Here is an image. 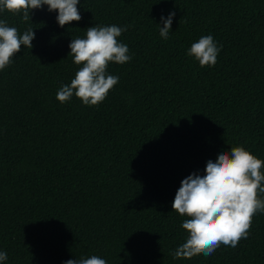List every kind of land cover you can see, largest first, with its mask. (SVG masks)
Returning <instances> with one entry per match:
<instances>
[{"label": "trees", "instance_id": "trees-1", "mask_svg": "<svg viewBox=\"0 0 264 264\" xmlns=\"http://www.w3.org/2000/svg\"><path fill=\"white\" fill-rule=\"evenodd\" d=\"M80 21L63 27L47 5L0 10L20 34L0 70V264H264V213L246 239L191 259L186 216L172 210L181 181L220 151L243 146L264 161V0H79ZM175 12L169 38L161 17ZM117 25L131 60L109 62L119 81L98 105L56 93L82 65L68 56L88 27ZM214 66L187 55L202 36ZM264 172V168L261 170ZM264 186V184H262ZM264 198V194H259Z\"/></svg>", "mask_w": 264, "mask_h": 264}, {"label": "clouds", "instance_id": "clouds-1", "mask_svg": "<svg viewBox=\"0 0 264 264\" xmlns=\"http://www.w3.org/2000/svg\"><path fill=\"white\" fill-rule=\"evenodd\" d=\"M79 0H0V10L13 14L22 13V20H30V11L47 5L49 12L56 11L60 27L72 21H80L77 8ZM175 12L161 17L163 27L159 34L165 40ZM127 25L91 26L85 38L71 39L68 47L73 63L82 65L70 84L62 85L56 93L60 103L73 96L84 105H98L110 89L119 81L118 76L107 73L109 62L124 64L131 60L128 46L117 40ZM35 33L32 28L20 34L15 27L0 20V70L12 63V58L21 51V45L33 47ZM220 47L212 35L202 36L193 43L187 55L194 57L201 67L214 66ZM264 161L236 146L229 151H220L215 160L209 159L204 174L192 173L184 178L172 201V210L186 216L181 228L188 232L186 241L172 253L174 258L191 259L203 254L211 255L221 244L235 248L248 236L252 217L264 213ZM7 253L0 251V262L7 260ZM63 264H107L98 256L69 259Z\"/></svg>", "mask_w": 264, "mask_h": 264}]
</instances>
